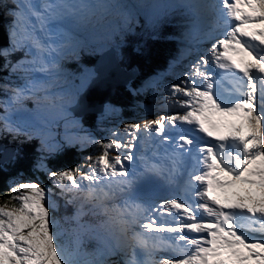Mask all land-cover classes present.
<instances>
[{"label": "snow or ice", "instance_id": "1", "mask_svg": "<svg viewBox=\"0 0 264 264\" xmlns=\"http://www.w3.org/2000/svg\"><path fill=\"white\" fill-rule=\"evenodd\" d=\"M114 7L119 5L0 0V9L12 17L8 45L0 46V73L8 74L0 76V135L26 141L49 136L42 148L53 154L49 122L37 126L16 114L23 100L38 93L53 99L50 88L60 59L82 44L62 25L91 23L98 10ZM188 7L194 10V25L204 23L201 9L213 17L203 34L210 46L197 54L180 83L168 86L162 99L173 114L127 123L122 132L111 130L108 139L90 136L85 143L99 153L72 168L52 170L42 156L35 168L45 172L48 184L13 177L10 195L0 203V264H106L80 260L61 242L53 188L62 197L71 194L67 203L83 196L99 208L107 217L101 227L118 226L123 244L118 237L110 255L135 245L149 257L159 250L158 259L124 264H264V0H212ZM18 52L23 57L13 60ZM223 80L231 82L230 90ZM138 143L156 148V159L167 166L145 162L137 170ZM112 150L118 152L114 157ZM185 171L186 179L170 197L157 200L153 191L141 190L157 178L176 186ZM115 193L125 199L109 206L105 201ZM83 208L82 203L72 219L79 222Z\"/></svg>", "mask_w": 264, "mask_h": 264}, {"label": "rangeland", "instance_id": "2", "mask_svg": "<svg viewBox=\"0 0 264 264\" xmlns=\"http://www.w3.org/2000/svg\"><path fill=\"white\" fill-rule=\"evenodd\" d=\"M111 2L115 1V0H109ZM108 0H85V2L88 3H100V4H109ZM126 0H121V4L124 3ZM148 0H135L136 4H138V6L142 7L144 4L147 3ZM187 0H177L176 3H180V4H184L185 5V9L188 8L187 6ZM36 2L38 3L39 0H36ZM116 5L120 4L118 3V0L116 2H114ZM8 8H13L14 5L13 4H9ZM126 5V4H125ZM116 8V7H115ZM122 8H126L128 12V14L133 17L136 16L137 17V11L134 9V5H132V3H128L127 6H124ZM121 7L118 9L117 12H115V9H108V10H98L97 11V16H94L92 18V22L91 23H76V22H72L69 21L66 24H63L62 26L68 27L69 30L74 34V36H76L79 40L82 41V44H80L77 47V51L75 54H73L71 51L68 52V54H66L64 57H62L59 61L60 64V71L56 74L55 76V82L51 85L50 88V92L52 94H54L53 99L52 100H48L45 98V94L44 93H38L37 97L31 98V99H25L22 102V110L21 112L16 114V117L21 119V120H28L30 123L34 124V125H41L42 122L44 121H48V132L50 134V137L54 139L55 143H52V149L57 148L58 146H60L61 144H63L65 141H71L72 144L76 145L80 150H82L84 157L82 159V162L84 161L85 157H89V156H95L97 155V151L93 149L94 147L91 144L85 143V141L88 140V138L91 137H95L96 139H100V136H98V131H91L89 130L87 127H85L83 124H81L79 118V114L81 112L84 111H92L91 109H88L90 106L89 105H85L83 106V108L79 109L77 108L76 113L73 112V110L70 108V106H73L74 104H76V99H77V94L78 91H80V89L85 86V84L87 83V81L90 79V77L94 74L95 72V67L94 68H83V67H78V65L76 67H74L73 69H68L66 67V64L64 63L69 62L70 60H79L81 58V56H83V48L90 46L93 47L94 50H97V52H100L101 50V55L105 52H107L104 57H103V65L105 66H112V65H117L116 61H115V57H113L114 53H113V49L111 50L110 46L108 43H104V38H105V34L99 30V29H95L94 25L96 23H102L104 21L107 20H114L115 18L119 19L120 17H122L124 14L123 12L120 13ZM207 13V10H205ZM103 12H106L105 15H100ZM3 16L4 17H10L7 14V11L3 9ZM103 17L102 19H99V17ZM130 17V18H131ZM134 18V17H133ZM5 21L9 20V25H10V20L11 19H4ZM194 20H189L188 23H190V26H194V24L192 23ZM207 21H204L203 24L201 25H197L198 29H203L206 28L205 24ZM129 23V22H128ZM127 24V23H126ZM9 25L7 27L6 30V34L8 35V29H9ZM141 29V27H140ZM139 29V34L138 36L140 37L141 40L143 41H148L151 38H153V33L149 32V30L147 32H140ZM82 35V37H78L77 35ZM87 34V35H86ZM160 34V33H159ZM87 37V39L85 38V36ZM161 36H163L162 34H160ZM201 37L204 38V35L202 33H199V37L197 39H195V41H189V43L185 46L184 48V55L183 57H181V59L175 63L173 65V67L170 69V71L167 74H162V75H157V76H152L151 78H149L144 85L141 87V90H144L145 88H153L156 85H160L161 89L160 91L156 92L154 94H152L150 96V100L153 101L154 105H155V116L154 113L151 116H147L145 117L143 120V123L148 120V119H157L159 118L157 115L160 114V112H158V108H162V107H168L167 105H165L164 103H162V100H159V97H162L165 92L168 89V86L171 84H178L180 83L178 81V79H176V75H174V73H176L177 69H182V64L183 63H188V62H193V58L197 57L198 53L200 52V47H204V48H208L210 43L206 44V39H203V41L201 40ZM8 42L5 40L3 43H0V46H7ZM99 45H104L102 48L99 47ZM189 60V61H188ZM188 61V62H187ZM118 66V65H117ZM120 67V66H118ZM74 70H79L78 72H74ZM188 69L187 68H183V73L186 72ZM180 73V72H179ZM129 76L126 78V80L128 78H130L131 76H133L135 74L134 70H131V72H128ZM7 73H4L3 77H7ZM34 76L38 79H46V77L43 74L40 73H35ZM15 79V78H14ZM21 81H17V83H20ZM157 82V83H155ZM150 90V89H149ZM112 91V88L110 89L109 92ZM85 92H83L84 94ZM168 94V92H167ZM0 98H2V93H0ZM105 99L108 100L106 98L105 95ZM105 99H102L99 104H94L92 105V109L95 111H99L102 108L103 103L105 102ZM91 101V99L89 100V102ZM163 105V106H162ZM75 106V105H74ZM162 110H164L162 108ZM100 113L99 116V126H98V130L101 131V134L103 133V131H106V135L105 138L108 139L109 138V133L111 132V130L113 129H118L121 132L123 131V128L125 126V124L127 123H142L141 119V114H138V116L136 118H132V119H128V117H122L120 115H117V109L115 106H113L112 104H110L108 101L105 102L103 109ZM122 117V119H120ZM103 137V135H102ZM40 141H41V148H42V144L44 143V140L49 139V136H43V137H37ZM79 141V142H77ZM83 145V146H81ZM147 145H143L142 143H138L137 148L134 149V151H136L137 153V158L140 157V153L139 150L140 149H145ZM13 149V151H12ZM43 149V148H42ZM93 149V150H91ZM14 150H16V148L12 147V145H10V147L5 148L4 151H2V158H7L11 152H14ZM44 150V149H43ZM45 151V150H44ZM118 152L115 150H112L109 152L110 156H115L117 155ZM81 162V163H82ZM137 163L135 162V168L138 169V166L136 165ZM20 180L23 181H37V179L31 177V176H21L19 178ZM39 181V180H38ZM42 182V181H41ZM180 182V181H178ZM177 182V183H178ZM44 184H48L47 182H43ZM59 192V191H58ZM71 197V194L67 195V199H69ZM75 204L77 205H81L78 202H75ZM54 215L57 219V216L62 215L63 217H68V219H72V216L67 215L66 211L64 210H54ZM84 218L87 220V223L85 224V228L86 231H84L83 233L82 230L78 227H73L70 228L66 225V223L62 220H58L60 225H61V229L63 231V233H67V234H71L73 236H82V241H81V245L84 246V243L88 244L89 241H92L94 244L98 245V241H96L95 236L97 231H93V228H98V224L100 222L103 223L104 221L107 220V217L101 212L100 209H93L90 208L87 210V214L84 216ZM88 220L91 222L90 225H88ZM107 224H104V226L106 227ZM87 226H91V227H87ZM116 229L115 231H117L119 233L118 230V226L115 225ZM136 230H139V228L137 227ZM130 235V234H129ZM119 237H120V233H119ZM118 238V236H117ZM117 238L113 241H111L112 247L115 248L116 244H117ZM120 243L123 244V238L120 237ZM129 245L132 244V242H128ZM87 249L86 250V254L83 255H78V259L83 260V261H97V260H102L105 261L106 264H111V262L113 261H118L119 264H124L125 260H131L134 259L132 257L129 258V253L130 256L136 257V247L134 248V250H132L133 246H130L128 248L125 249L124 252H118L117 255L113 256V255H109L107 257L104 258H98L96 259V255H95V251H96V247H83V249ZM132 250V251H131ZM131 251V252H130Z\"/></svg>", "mask_w": 264, "mask_h": 264}, {"label": "trees", "instance_id": "3", "mask_svg": "<svg viewBox=\"0 0 264 264\" xmlns=\"http://www.w3.org/2000/svg\"><path fill=\"white\" fill-rule=\"evenodd\" d=\"M125 3H123L121 7H124ZM126 11L127 9L123 8V17L116 20L105 21L102 24L96 23L94 27L105 34L104 43H108L110 48L113 49V57H115L114 59H116L117 65L124 70L135 71V74L125 82L116 84L112 92L108 95V100H106L116 107L117 115L132 119L136 118V116L143 111L139 106V102L146 99V97L144 98L143 96H149V93L152 92V89L147 92V88L141 90L144 83L152 76L159 75V73H168L169 64L177 60V57L183 52L180 44H178L177 37L181 36L187 29V25H183V20L187 19L188 15L184 12L185 10L180 8L168 12L164 19L166 22L161 25L162 27H160L157 33L153 34L154 37L148 41H143L138 36L140 29L139 18H135L136 16H133L134 18L131 17ZM126 14L129 17L127 22L125 21ZM8 25L9 20H4L3 9H0V43H3L5 40L8 42V35L6 34ZM103 46L104 45H102L101 48ZM101 51L97 52L93 47L87 46L83 48V56H81L78 61L73 59L70 60L68 64L66 61L64 63L68 69H73L77 65L79 68H94L96 60L101 57ZM22 57L23 53L18 52L12 59L16 60ZM0 63H2V61H0ZM78 71L79 70H74V72ZM4 73H0V75ZM89 82L90 80L87 81L85 86H83L78 93L88 88ZM136 90L139 91L137 92ZM78 95L79 94H77V96ZM99 112L101 111H84L78 118L81 124L89 130L93 132L98 131V136L101 135V131L98 130L100 123ZM122 117L120 119H122ZM104 132L106 131H103V133ZM10 145L16 148L13 154L19 153V155L13 160V156L10 157L11 154L7 158H2L0 152V203H3L10 195L8 187L13 177L19 179L21 176H31L39 181L48 183L45 172L38 171L35 168V165L40 161L42 156L46 158L45 163L47 167L52 170L72 168L80 164L84 157L82 150L74 144L73 146H62L64 145L63 143L57 148L52 149L53 154L49 155L41 148V141L38 138L26 141L23 136L14 138L11 134L5 133L0 135V146L9 148ZM49 187L52 186L49 184ZM58 191V189L53 188V192L56 194L58 193L59 199V201L56 199L57 208L55 210L63 209L66 211L67 215L74 217L76 211L67 203V197L60 196ZM55 197L57 198V195H55ZM89 207L92 208V204H88L86 209ZM85 215L86 214L80 217L79 222L75 219H65V217H62L70 226L77 227L85 224ZM81 237V235L73 236L65 233L61 237V242L65 244L69 251L82 250L83 253L86 254L87 249H82L81 242H79ZM86 246L96 247L95 255L104 251V248L101 249L100 246L94 244L92 241H89L88 244L84 243L83 247Z\"/></svg>", "mask_w": 264, "mask_h": 264}, {"label": "bare ground", "instance_id": "4", "mask_svg": "<svg viewBox=\"0 0 264 264\" xmlns=\"http://www.w3.org/2000/svg\"><path fill=\"white\" fill-rule=\"evenodd\" d=\"M187 1H188V5L205 4V3H211L212 2V0H187ZM199 14H200L203 22L207 21L206 24L213 19V17L210 16L208 14V12L206 13V11L203 10V9L199 10ZM187 15H188V22H189V20H195L194 10L191 9L190 7H188ZM188 25H189V29L191 31V34H190L191 38L190 39H197L199 37V33L204 34V32L207 30V28L198 29L197 25L190 26V23H188ZM202 39H204V38L201 37V40ZM206 49L207 48L200 47L201 53H203ZM106 53L107 52L103 53L101 55V57H99L98 60H96V62H95V71L97 72V75H96L97 77L92 79V81L89 84L88 88L86 89L85 93L79 97V101L76 104L74 110H76L77 108H79V109L81 108L82 109L83 106H85V105H89L90 107L88 109H92V105L99 104V102L102 99H105V95L107 96L110 93L109 91H110L111 88H113L116 84H120V83L125 82L126 78L129 76L128 72H131V71L124 70L123 68L118 67L115 64L112 65V66L103 65V63H104L103 57H104V55ZM188 66H189V64L186 63V62L182 64L183 68H187L188 69ZM183 68H182V70L178 71V74H180L181 78L183 77V74H184L183 73ZM214 70H216V72L219 71L217 69H214ZM90 99H91V101L89 102ZM162 108L164 109V111H166V115L173 114L172 109H170L169 107H165V108L162 107ZM93 111H95V110H93ZM186 175H187V172L185 171V174L183 176L182 182L175 186L176 187V191L178 190V186H181L182 183H183V180L186 179ZM158 180L160 182H162V183H167L163 179H158ZM174 194H175V191H169L167 194L162 195V196H155V198L157 200H159V199H163V198H166V197H170V196H172ZM255 235H258V234H255ZM117 236L119 237V233L117 231H114L112 233V235H111V241L115 240L117 238ZM153 258L158 259L159 258V254H157Z\"/></svg>", "mask_w": 264, "mask_h": 264}, {"label": "water", "instance_id": "5", "mask_svg": "<svg viewBox=\"0 0 264 264\" xmlns=\"http://www.w3.org/2000/svg\"><path fill=\"white\" fill-rule=\"evenodd\" d=\"M113 53H114V51H113ZM115 60H116V59H115ZM94 77H97V76L95 75ZM94 77L91 78L89 84L91 83L92 79H94ZM86 89H87V88H85L84 91H85ZM112 89H113V88H112ZM84 91H83V92H84ZM83 92H81V93L79 94V96L77 97L78 100H77L76 104H77L78 101H79V97H80L81 95H83ZM111 92H112V91H111ZM111 92H110V93H111ZM110 93H109V94H110ZM109 94H108V95H109ZM108 95L106 96V98H108ZM105 101H106V99H105ZM76 104H74V105L76 106ZM74 105H73V106H70V108L73 110L74 113H76L77 110H74V108H75ZM102 106H103V105H102ZM91 110H92V109H91ZM101 110H102V108H101ZM101 110H99V111H101ZM92 111H93V110H92ZM80 114H83V112H81ZM80 114H79V115H80ZM79 115H78V116H79ZM0 148H1V149H0V152H1V154H2V151H4L5 148L2 147V146H0ZM12 151H13V149H12ZM12 156H13V152L11 153L10 157H12Z\"/></svg>", "mask_w": 264, "mask_h": 264}]
</instances>
